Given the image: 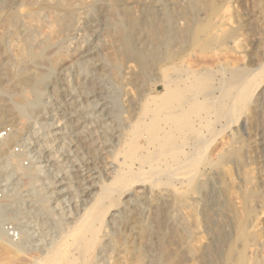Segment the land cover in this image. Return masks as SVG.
Instances as JSON below:
<instances>
[{"label":"bare ground","instance_id":"6f19581e","mask_svg":"<svg viewBox=\"0 0 264 264\" xmlns=\"http://www.w3.org/2000/svg\"><path fill=\"white\" fill-rule=\"evenodd\" d=\"M39 1L41 0H31L30 4L35 7ZM47 2L51 4L54 8L52 10L55 11L53 13L54 21L51 18L55 24L51 22L55 27L53 26L54 29H52L50 25V28L57 33H55L57 36L53 33L54 39H51L50 37L53 38V36H50L47 31L48 34L46 35L48 38L46 36L44 38L46 40H43L44 42L37 46L34 44L35 46H32L31 50L28 49L29 51L22 49L21 43L18 44L17 50L20 51L22 58L36 61L35 63L32 62L33 66H35L33 67V78L23 85L29 88L32 98L30 100L23 98L20 103L16 102L17 104L13 105L7 103L10 105L3 107V96L0 91V128L4 126L5 122H8L13 127L7 138L0 139V154L4 152L1 148L3 142H5L4 144L11 143V141L20 136L17 128L19 119L25 118L28 121L35 111L43 108L42 95L49 84L48 78L51 71L47 67L43 69L41 66V69L36 63L45 60L47 65L48 62L46 63V60L50 59L49 52H47L48 47L54 48L51 55L54 57L53 60H56L67 52L70 53L67 48L70 47L69 44L74 43V46H72L74 59L71 61L82 75V81L78 85L80 86L81 95H84L73 97L76 98L72 101L76 108L75 120L71 123L57 126L53 136H56L61 141V145L65 144V139L76 138L78 141L76 142L77 146L78 144H84L89 150L92 149V137L89 134L87 135V131L84 129V122L88 117V104L85 103L88 102L90 104L92 102V100H87L91 90L98 87L103 78L109 82L121 80L125 85L129 84L132 87H136L139 79L143 77H140V75L145 69L148 59L151 58V55L148 57V52H152L151 47L143 45L141 41L139 44H142L141 46H132L133 44L128 43L125 37L127 29L130 26L132 28V25L134 26L137 23L131 20L133 14L130 12L129 6V8L125 6L124 20L121 21L117 17H115L117 20H114V16H111L109 11L103 10L102 5L99 6L100 3L96 0H47ZM194 2L204 9V16L194 17L193 20L190 18L191 21L188 22V27L181 30V34L179 38L176 37L178 39L174 44L170 41L173 38L167 39L162 49L157 54L153 53L154 57L151 60H157L155 63L158 71L157 75L150 78L151 84L149 87L143 90L140 89L137 94L130 95L132 98L130 100L135 102V106L126 124L119 122L120 113L118 114L119 111L116 112L117 107L111 106L110 117L112 121L116 122L118 134L111 135L112 142L116 146L112 150L109 181L98 184L96 181L97 176L94 172L80 176L77 165L72 164L70 165V170L73 172L76 186L82 192H85L84 189H87V187L83 186L88 184L89 191H86L82 196L85 197L91 194L90 199L85 197L82 200H78L81 202L82 207L80 209L82 211L80 210L81 214L76 216L75 221L66 220L64 213L68 208L64 210V207L60 206L62 205L61 203L76 201H72L76 196H71L72 191L69 188L71 187L72 179L69 174H64L58 179L57 186L59 190H56V195L60 196H57L58 198L55 199V205L53 206L50 200L52 194H47V187L38 188V190H35L37 187L32 188L30 198L37 202L38 205L29 211H35L40 216L39 223L41 225L56 228L64 223L70 225L72 222L75 224L87 222L91 224L88 230L96 234L98 232L93 228L92 223L94 224L100 219L105 223L106 201L110 209L109 218L106 222L110 224V227H117V223L125 211L122 212L120 210L122 206L130 213L137 209L139 213H136L142 215L144 209H142L141 204L148 202L155 221L157 220L159 223L162 215H167L169 218L171 228L169 231H163L170 238H167V243H165L162 239L163 237L160 238V233L156 232L159 234V243L157 245L158 250L155 252V244H153L152 239L148 238L153 233L149 231L151 234L148 236L146 235L147 233H139L141 235L140 242L138 241L135 251L131 252L128 264H167L170 253H172H167L171 247L170 244H172V226L175 229V237L173 238L176 240L173 243L174 245L172 244L173 248L171 249H174V251L180 249L179 252L181 253L180 258L176 259V261L174 260V264H210V258L208 261V258L206 259V254L209 250L208 231H210H207L206 225L209 222L206 224L208 216L203 211L204 209L201 210L206 207L201 208L200 206L201 193L206 186L210 172L218 173L222 170L224 173L227 172L225 167L230 164V159H233L231 163L234 164L233 168L237 178V180H234L237 182H230L231 179L229 180V177L226 180L228 182L225 183V180H223L225 183L223 188L228 193V210L231 213L230 215H232V229L230 233L228 232L229 238L227 240L223 237L227 244L224 243L225 241L223 242L225 244L224 247L226 246V251L221 264H264V233L263 237H261L262 234L257 232L259 227L264 225V205L262 198H259L261 193L256 196L254 190L250 188L251 185L249 187L245 185L250 178H246L245 169L242 167L243 163L239 161L240 150L235 149V147L232 148L233 143L235 145V141L239 142L240 138L237 129L232 128V123L243 113L246 107H249L248 124L250 126L256 124L255 120L260 116L261 106H264V0H249L245 6V11L243 13L240 12V18L231 25L227 14L228 11L224 10L227 5L224 6L226 0H195ZM63 11L64 13H72L71 17L69 14L68 18L65 19L66 16H63L61 19L62 14L59 17L58 12L61 13ZM36 13L39 14V11ZM28 17L31 18L32 16L28 15ZM9 19L12 21L11 18ZM132 19L134 18L132 17ZM34 20L37 21V19ZM224 34L225 37L220 36ZM32 35L30 34L31 39L33 38ZM244 37L248 38V41ZM243 40L247 42L246 47H243L245 42ZM149 41L152 40L149 39ZM158 47L159 49L161 48L160 46ZM241 48L243 49L240 50ZM155 49L157 50V47ZM245 57L248 60L247 63H244ZM14 72L16 73V71ZM106 84L103 85L105 86ZM0 85L2 84L0 83ZM51 85L54 90L56 87L55 81ZM160 86L162 90L159 91ZM72 102L70 103L72 104ZM96 104L101 107L102 113L106 107L105 102L100 100ZM44 124L47 125L46 123ZM221 134L220 140H216ZM252 136L254 137V135ZM215 141L216 143H214ZM240 142L239 144H241ZM257 142L254 140V145ZM213 143L216 145L211 147ZM249 143L251 144L252 142L250 141ZM41 144L43 145V143ZM248 146L251 145L248 144ZM37 147L36 152L39 154V152L43 151V148L39 145ZM12 152L13 149L9 150V153ZM49 152L46 157H48L49 161H52V156ZM116 152H119L121 156ZM7 163H9L8 158L0 165V177L7 175V173L2 175V172L6 170L5 165ZM54 164L55 162L52 163V165ZM56 166V170L60 169L58 164ZM28 172L32 181H35L36 175L34 176V173L36 172V167L32 166ZM65 173L67 174V172ZM215 173L214 175H216ZM224 173L221 172L220 175H224ZM225 175H221V177L223 178ZM48 184L50 183L47 182L46 185L49 186ZM95 187L97 190L91 192L90 189ZM14 189V186L9 187L11 195L14 194ZM68 205L66 204L65 206L67 207ZM17 206L13 202H6L0 205V238H2L0 261L10 257L15 263L19 262L20 264H58L61 261V254L58 251L61 246L58 247L54 240L47 243L42 249L40 248L38 256H33L30 259L24 256V252L28 249L26 246L27 244L30 246L32 237L28 220L25 219L28 213ZM93 207L97 208L95 215L91 216L92 219H88L86 216ZM75 211H78V208ZM124 215L126 216V214ZM132 220L134 221L133 218ZM6 221H12L20 230L21 238L18 242L3 240L2 225ZM122 225H124L123 222ZM143 231L145 232V230ZM96 236L90 235L77 239L76 250H79V253L84 256L95 259L100 258L105 246L101 247L97 240L99 238ZM210 244L212 245V242ZM164 253L166 256H164ZM25 261L26 263H22ZM214 263L216 264V261ZM67 264H72L71 258L68 259Z\"/></svg>","mask_w":264,"mask_h":264},{"label":"rangeland","instance_id":"374dc122","mask_svg":"<svg viewBox=\"0 0 264 264\" xmlns=\"http://www.w3.org/2000/svg\"><path fill=\"white\" fill-rule=\"evenodd\" d=\"M30 1L31 0H0V36H1V39H0L1 40V42H0V83L2 84V85H0V91H1V94L3 96L2 100L4 101V102L2 101V104H4L3 107H5L6 105H10L7 103H11L12 105L20 103L23 98L24 99L27 98L28 100H30L32 98V95L29 91V88L24 87L23 85H25L29 80H31L33 78V74H34L33 73V67H35V66H33L34 64H32V62L35 63L36 61H31L30 59L22 58L20 55L21 54L20 51L17 50L19 47L18 44L21 43L20 44L21 48L24 50L27 49V51H29L35 45L37 46V45L41 44L42 42H44L43 40H46V39H44L47 36L46 34L49 33L50 36H53L56 33V32L52 31V29H54V27H55V25L52 24V22L54 21V18H53L54 14L53 13L55 11L52 10L54 8L51 6V4L48 3L47 0H41L37 3V5L35 7H32L30 4ZM35 1H38V0H35ZM96 1H98V3H100L99 6L102 5L103 10L109 11L111 16L112 15L114 16V20L116 19L115 17H117L121 21L124 20V16H123L124 15L123 13H125L124 8H125V6L127 8L130 7V12L133 14L131 16V20L132 21L134 20L137 23L134 26L132 25V28H130L131 27L130 26L127 29V31L125 33L126 34L125 37L127 38L128 43H130L131 45L133 44L132 46L139 47L143 44L149 48L151 47L150 49L152 50V52L151 53L148 52V57H149V55H151L150 56L151 58L154 57V54H157L158 51H160L162 49V46L164 45V42L167 39L170 40L171 38H173L170 41L172 42V44H174L175 41L179 38V35L181 34V30L183 28L185 29V27H188L189 21L193 20L194 17L195 18L198 16L203 17L205 14L204 9L201 6H198L194 2L195 0H96ZM248 1L249 0H226V2L224 3V6L226 4L227 5L224 7V10L226 12L228 11L227 14L229 17L230 25L234 24L235 21L240 18L241 13H243L245 11V6L247 5ZM3 3H5V4H3ZM98 3H97V6H98ZM190 4H191V6H190ZM193 5H194V7H192ZM195 5H196V7H195ZM40 7H41V9H40ZM122 7H123V9H122ZM38 8H39V10H38ZM186 9H187V11H186ZM35 11L36 12L39 11V14L36 13ZM80 11H82V10H80ZM51 14H52V16H51ZM69 14L70 13H64V11L61 13L58 12V16L60 17V15H61V17H60L61 19L63 16L64 17L66 16L65 19L68 18L67 16ZM71 14H70V17H71ZM28 15L32 16L31 18L33 20L31 18H29ZM55 15H56V13H55ZM119 15H121L123 18ZM33 16H35V17H33ZM237 16H238V18H237ZM36 17H38V18H36ZM132 17L134 19H132ZM9 18H11L12 21ZM51 18L53 19V21ZM190 18H191V20H190ZM34 19H37V21ZM28 20L30 23L29 22L27 23ZM5 22H7V23H5ZM9 24H11L10 25L11 27L10 26L8 27ZM50 25L52 26V29L50 28L51 27ZM47 31H48V33H47ZM15 32H16V34H15ZM9 33L12 37L9 35ZM29 33L31 35L33 34L32 39L30 38L31 36ZM12 34L13 35L15 34V35L13 36ZM56 34H55V36H57ZM155 34H156V36H155ZM16 35H18V36L16 37ZM147 35H148V37H147ZM159 35H160V37H159ZM220 36L225 37V34L220 35ZM151 37H153V38H151ZM176 37H178V38H176ZM47 38H48V36H47ZM50 38L54 39V36H53V38L52 37H50ZM149 39H151L152 41H149ZM245 40L248 41V38L247 39L245 38ZM245 40H243V41H245ZM38 41H40V43H38ZM140 41L142 43L141 45H139ZM246 41L244 42L243 47L247 46ZM69 46L70 47L67 46L68 47L67 51H70V53L67 52L63 56L58 57V59H56V60H53L54 57L51 55L52 50H54V48L48 47L47 52H49V58L50 59L49 60L47 59L46 63L48 62L49 64L47 63V65H46L45 60H43L44 62L43 61H40V62L37 61L38 63H36L37 66H40V68H41V66L43 69H45L46 67L50 68L51 72H50L49 78H51V79L48 78L49 84L46 86V89L44 90V93L42 95L43 108L41 110L35 111L33 113L32 117L30 119H28V121L25 118H20V119L18 118L20 121H18L19 124L17 125V128L19 129L20 136L17 139H15L16 141L15 140L11 141V143L4 144L5 142H3L2 146H1L2 151H4V152H2L0 154V165L3 164V161L6 158H8L9 163L6 164L8 166V168L5 165L6 170L2 172V175L5 173H7V175L0 177V191H2L5 188L3 191V196L0 199V205H2L3 203H6V202L7 203L13 202V204L15 203V206L18 205L17 207L23 209L24 211H26L28 213V214H26L25 219L28 220L27 222H28V225L30 227L31 237H32L30 239V246H28V244H27L26 248H28V249H26V251L24 252V256L27 257L28 259H30L33 256H38L40 254V250L45 245H47V243L54 240V242L57 243L58 247L61 246L58 249L59 254H61V261L58 264H67L69 258H71L72 264H128V262H130V254H132L131 252L135 251L136 246L140 242V239H141L140 234L147 233L146 235L148 236L149 234L153 233V234L149 235L150 237L148 236V238H150V240L152 239L153 244H155V247H154V249H156L155 252H157V250H158L157 245L159 243L158 242V240H159L158 235L159 234H157L156 232L160 233V238L163 237L162 239L164 240L165 243H167V241H166L167 238H170V236L168 237L167 233L164 232L166 230L169 231V229L171 228V223H169L170 221L168 220L169 218L167 217V215H162L161 219L159 220V223L157 222V220L155 221L154 214L151 211V207L149 206L148 202L141 204L142 209H144V212H142L143 213L142 215L137 214V213H139L137 211V209H134V211L132 213H130L128 210H126L125 207L122 206L120 210L122 212L125 210L123 212V216L121 217L122 220L119 219V222L117 223V227H110V224H108L106 222V221H108V218H109L108 215H109V211H110V209L108 208V206H109L108 202L106 201V203H105L106 211L104 213L105 223H103L101 219L96 221L94 224L92 223L93 228H95L96 231L98 232L96 234L92 233L91 230H88V227L91 224L87 223V222L86 223L80 222L77 224L72 222V223H70V225H66L64 223L65 225L60 224L56 228H52L51 226H48V225H43V224L41 225L39 223L40 222V216L37 213H35V211L34 212L29 211V210L34 209L38 205L37 202L33 201L30 198L31 197L30 196L31 190H33L36 187L37 188L35 190H38V188L47 187V190H48L47 194L48 195H50V193L52 194V196L50 197V200H51V205L53 206V205H55V201H56L55 199L58 198L57 196H60V195H56L57 191L59 190V187L57 186L58 179H60V177L64 176V174L65 175L69 174V177L72 179V183H73V184L71 183V187L69 188V189H71L70 191H72L71 196H73V197L76 196L75 198L72 199V201L73 200H76V201L71 202V203H68V202L67 203H61L62 205H60V206L64 207L63 208L64 210H66L67 208L69 210V211L68 210L65 211V213H64L66 215L64 217L67 218L66 220L75 221L76 216H78V214L80 215L81 211H82L80 209L82 207L81 202H79L78 200H82L85 197L90 199L91 194L89 196L86 195L85 197L82 196L84 193H86V191H89L88 190V184L83 186V187H87V189L86 188L84 189L85 192H82L81 189L76 186L75 178L73 176V172H71V170H70V165H72V164L77 165V168L79 169L80 176L88 174L89 172L90 173L94 172L95 175L97 176L96 181L98 182V184H100L102 182L107 183L109 181L108 180L110 178L109 165H110V162L112 160L113 147L116 146L115 143L112 142V136L111 135L118 134V129H117V126L115 124L116 122L112 121V118L110 117L111 116V114H110L111 106L113 105V107H115V108L117 107L116 112L119 111L118 114L120 113L119 114L120 115V119H119L120 121L119 122H121V124H123V123L126 124L127 121L129 120L130 113L132 112V110L134 109V106H135V102L133 100H130V99H132L131 96L133 94H137V92L140 91V89L143 90V89L149 87L151 84L150 78L155 77L157 75V72H158L157 68L155 66V63L157 62V60L152 61L151 58H149L146 66H145V69H147V70L144 69L145 71L143 70V72L141 73L140 77L141 76H143V77L141 79H139L140 77L138 78L139 81H138V84L136 87H132L129 84L125 85L121 80L117 81L118 82L117 83L114 81L109 82L107 79L103 78L101 84H99L98 87L93 88L91 90L89 96H88L87 100H92V102L90 104L88 102L85 103V104H88V106H87L88 117L86 118V121L84 122V129L87 131L86 132L87 135L89 134L92 137V149L89 150L87 148V146H85L84 144H82V145L78 144V146H77L76 142H78V141L76 140V138H72V137L69 139H65V142H64L65 144L61 145V141H59L56 136H53V134L55 133V130H56L55 128L59 125L71 123L75 120L76 108L74 107L75 104L72 101L76 99L73 97H77L78 95H81L80 86L78 85V83H80L82 81L81 80L82 75L80 74V71L78 70V68H76L75 65L71 61L74 59V56H73L74 54L72 55V52H73L72 46H74V43L69 44ZM158 46H160L161 48L159 49ZM155 47H157V50L155 49ZM242 49L243 48H241L240 50H242ZM50 55H51V57H50ZM247 62H248V60L245 57L244 63H247ZM40 63H42V64H40ZM14 71H16V73ZM20 71H21V73H20ZM66 71H68V72H66ZM75 76H76V78H75ZM138 76H139V73H138ZM53 80L56 83V87L54 89L55 91L52 89L53 87L51 85V83L53 84V82H54ZM105 83H107L106 84L107 86L103 85ZM111 84L112 85L114 84V85L112 86ZM100 85H103V86H100ZM111 87H112V90H111ZM136 88H137V90H136ZM9 90H11V91H9ZM160 90H162L161 86L159 87V91ZM71 91H72V93H71ZM126 92H127V94H126ZM81 96H84V95H81ZM115 99H116V101L114 102ZM82 100H83V98H82ZM100 100L102 102H105V105H106V107L102 113H101V107H99L96 104ZM70 102H72V104ZM261 107H262L260 109L261 113L259 112L260 116H258L257 119L255 120L256 121L255 123L257 125L254 124V125L250 126L248 124L249 122L247 121V118L249 115V107H246V109L244 110L245 112L243 111V113L236 118L237 121L235 120L232 123V128L237 129L238 136L240 135L239 142L243 140L242 141L243 143L240 142L241 144H239L238 141H235V145L233 143L232 148L235 147V149L240 150V156H239L240 160L239 161L241 163H243L242 167H243V169H245V171L244 170L243 171L246 173V174L245 173L244 174L246 175L247 179H249V178L252 179L251 181H249L250 179L247 180V183L245 185L248 187L251 185L250 188L254 190V192L256 193V196L260 195V193H261L259 198H262V202L264 205V197H262V196H264V117H262L264 115V106H261ZM261 114H263V115H261ZM44 123H46L47 125H45ZM7 124H9V123L5 122L3 125H7ZM211 126H212V124H211ZM248 127H250L249 130L252 128L253 129L249 131ZM98 129H100V130H98ZM246 132L248 135L246 134ZM27 134H29V135H27ZM255 134L257 135V137H255L256 136ZM252 135H254V137ZM221 136H222V134L220 136H218L216 138V140H218V139L220 140ZM250 136H252V137H250ZM253 139L256 142L259 141V139H260V141L254 145ZM250 141L252 142L251 144L249 143ZM39 142L43 143L44 146ZM214 143H216V141ZM214 143L211 145V147H214L213 145H216ZM247 143L253 147L248 146ZM18 145H20L21 150H22L20 153H14V151L12 153H9V150L14 149V147H16ZM38 145L41 147L43 146L42 147L43 149L40 147L43 151L41 153L39 152V154L36 152ZM241 145H242V147H241ZM244 145H246V146L243 147ZM247 146H248V148H247ZM255 146H256V148H255ZM239 148H241V149H239ZM253 148H255V149H253ZM48 152L51 153L50 155L52 157L50 155L49 156L51 157L52 161H49L48 157H46V154ZM13 154H16V155H13ZM117 154H119V156H121V154L119 152ZM25 160L27 161V165H24ZM230 160H231V162H233V159H230ZM234 161H235V159H234ZM53 162H55L56 165L58 164L60 169L56 170L57 166L55 164L54 165L56 167L54 165H52ZM231 162H229L230 164L228 163L229 165H227L225 167V168H227L226 169L227 172L224 173L223 170L219 171L220 173L222 172V173H224V175L225 174L227 175V177H226V175H225V177H223L224 179L221 177V175L222 176H224V175L223 174L220 175V173L218 171H216V172H218L219 174L214 172L216 175H214L213 172H210V175L213 177H211L209 175V179L207 180L206 186L203 188V190L205 189V191H204L205 193L203 192V190L201 193L202 195H201L200 206H201V208L206 206V207L202 208L201 210L204 209L203 211L205 212L206 216H208L206 218V224L208 222L210 223V225H208L209 223L206 225L207 231L210 230V231H208V235H209L208 236V238H209L208 239L209 240V248L208 249L210 250V252L208 250L207 254H206L207 257L205 255L206 259L208 258L207 261L210 258V260H211V261L209 260L210 264H215L214 261H216V264H221L223 262L222 259H223V256H225V251H226L225 250L226 246L224 247V245H225L224 243L227 244V241H225V240H227V238H229V233H230V230L232 229V227H231L232 215H230L231 213L228 210L229 209V207H228L229 203H228V198H227L228 193H227L226 189L223 188V187H225V183L228 182V181H226V180H228V177H229V180L230 179L232 180V181L230 180V182H233V181L237 182L234 180V179L237 180V178H236L235 169L233 168L234 164H232ZM20 164H22V165H20ZM32 166L36 167V172L34 173V176L36 175L35 179H34L35 181H32L31 176L29 175V172H28ZM246 170H248V171H246ZM65 172H67V174ZM220 178H222V179L220 180ZM223 180H225L224 181L225 183L223 182ZM47 182L50 183V184H48L49 186L46 185ZM13 186L15 188L14 189L15 192L13 195H11V193L9 192V187H13ZM252 186H254L256 188L254 189V187H252ZM96 190H97L96 187L90 189L91 192H94ZM216 191H218V192H216ZM65 195L67 196V194H65ZM59 199H60V197H59ZM202 199H205V200H202ZM226 202H227V204H226ZM66 204H69V205L66 207L65 206ZM225 204L228 208L225 206ZM76 207L78 208L79 212L75 211V210H77ZM137 208L139 209V207H137ZM205 208L206 209L208 208L207 209L208 211ZM96 209H95V207H93V209H90V211L88 212L89 214H87L86 217L88 219H92V217L95 215ZM124 214H126V216ZM136 215H139V216H136ZM127 217H129V218H127ZM132 218L134 219V221L132 220ZM125 220H127V221L125 222ZM34 221H36V222H34ZM138 221H139V223H138ZM122 222L124 225H122ZM126 223H127V225H126ZM71 224H73V225H71ZM76 226H77V228H76ZM68 228H69V230H67ZM83 228H85V229H83ZM158 228H161V229H158ZM173 228H174V226H172V234H173L172 235V244L176 240L173 238V237H175V233H174L175 229H173ZM113 229L114 230L116 229V230L114 231ZM140 229H142V230L140 231ZM83 230H85V231H83ZM143 230H145V232ZM258 230L259 231H257V232L262 234V236L260 234L259 235L261 237H263L264 225L259 227ZM86 231H87V233H86ZM89 232H91V233H89ZM90 235L91 236L97 235L96 237L99 238L97 240L99 241L101 247L105 246L104 251L102 253V256L98 259L90 258V257H87L86 255L84 256V255L79 253V250H76V242L78 241L77 239L82 238V237H88ZM157 237H158V239H157ZM223 237H225V240H223L224 239ZM211 242H212L213 247L210 244ZM172 244H170L171 247L169 248V250L171 248H173L174 244L173 245ZM97 246H98V244H97ZM216 249H217V251H216ZM169 250L167 251V253H169V252H172V253H170V256L167 260V264H169V263L174 264L176 259H179L181 256V253L179 252L180 249H178L177 251H174V249H171L172 251L171 250L169 251ZM220 252H222V253H220ZM209 253L211 254L210 256H209ZM164 256H166L165 253H164ZM122 257H124L126 260ZM64 258H65V260H64ZM127 258H129V260H127ZM121 259H123V260H121ZM16 263L20 264L19 262H16ZM16 263L10 257L4 258V260L2 259L0 261V264H16ZM22 263H26V261L22 262Z\"/></svg>","mask_w":264,"mask_h":264},{"label":"built area","instance_id":"2783aa9c","mask_svg":"<svg viewBox=\"0 0 264 264\" xmlns=\"http://www.w3.org/2000/svg\"><path fill=\"white\" fill-rule=\"evenodd\" d=\"M13 127L9 124L4 125L2 128H0V139H5L10 135L12 132ZM14 153H20L21 147L20 145L14 147L13 149ZM24 165H27V161H24ZM3 196V191H0V199ZM2 232H3V240H8L10 242H18L21 238V233L18 227L15 223L12 221H6L2 225ZM2 246V238H0V248Z\"/></svg>","mask_w":264,"mask_h":264}]
</instances>
